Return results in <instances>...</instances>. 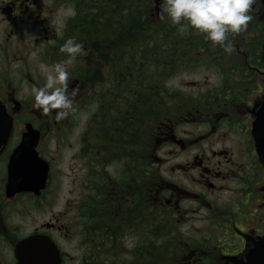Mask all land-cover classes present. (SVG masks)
Returning <instances> with one entry per match:
<instances>
[{
	"label": "flooded vegetation",
	"instance_id": "1",
	"mask_svg": "<svg viewBox=\"0 0 264 264\" xmlns=\"http://www.w3.org/2000/svg\"><path fill=\"white\" fill-rule=\"evenodd\" d=\"M149 1L151 19L167 26L170 21L157 15L159 0ZM91 6L97 12L99 0H0V103L12 119L0 152V264L244 260L264 236V169L259 133H253L264 103V0L251 6L245 32L229 36L230 53L171 23L176 42L131 44L127 0L124 52L109 46L110 60L95 56L96 66L83 75L79 64L91 49L79 40L81 9ZM108 7L116 8L114 0ZM68 38L82 43L86 55L66 65L69 92L75 89L72 111L56 119L58 109L44 113L32 106L31 89L42 87L46 72L66 59L60 47ZM148 48L155 51L144 52ZM164 50L172 59H164ZM105 64L107 81L93 97L102 116L86 115L79 134L85 82L99 79ZM148 65L213 69L216 83L192 85L164 107L161 73L147 75ZM73 124L68 193L76 202L69 205L67 199L57 203V155ZM43 174L38 186L35 178ZM27 175L33 180L24 185ZM29 238L22 259L18 246Z\"/></svg>",
	"mask_w": 264,
	"mask_h": 264
},
{
	"label": "clouds",
	"instance_id": "2",
	"mask_svg": "<svg viewBox=\"0 0 264 264\" xmlns=\"http://www.w3.org/2000/svg\"><path fill=\"white\" fill-rule=\"evenodd\" d=\"M256 0H159L157 15L166 17L173 25L181 28H191L196 33L203 34L213 45H220L226 53L232 51L229 40L231 34L243 32L252 19L249 14ZM83 44L74 38H68L60 47L66 59L55 63L46 72L42 87H33L32 106L49 113L58 109L56 119H61L72 111L69 92V72L66 65H71L77 56L84 54Z\"/></svg>",
	"mask_w": 264,
	"mask_h": 264
},
{
	"label": "trees",
	"instance_id": "3",
	"mask_svg": "<svg viewBox=\"0 0 264 264\" xmlns=\"http://www.w3.org/2000/svg\"><path fill=\"white\" fill-rule=\"evenodd\" d=\"M88 1V0H85ZM108 1L111 0H99L100 9L96 12L95 6L93 10L87 11L86 15L82 16V33L83 37L87 39L89 48L94 52L98 58H102V50L106 45L111 46L114 44L116 46L115 51L122 52L123 46L127 43L125 39V34L128 28L127 24V11L126 3L127 0H114L116 8L111 10L108 7ZM131 10L130 22H131V44H164V43H174L176 42L173 34L166 33L162 23L156 20H152L148 12V6L150 4L149 0H130ZM105 3V5H103ZM104 7V8H102ZM86 8L81 9V13ZM169 26L170 23H168ZM112 37L115 40H112ZM250 42H254V39H250ZM97 46H101L98 48ZM155 49H145L144 52H154ZM169 51L164 50V59H171L168 56ZM107 59V57H104ZM158 59V58H157ZM177 66H166L156 69L154 67L147 66V75H153L156 71L161 73L162 76L166 77L170 70L174 69ZM150 84V82H148ZM156 84V81L153 82ZM163 105L167 107L166 101L173 99L170 95L173 94L166 87H163ZM175 96V95H174Z\"/></svg>",
	"mask_w": 264,
	"mask_h": 264
},
{
	"label": "rangeland",
	"instance_id": "4",
	"mask_svg": "<svg viewBox=\"0 0 264 264\" xmlns=\"http://www.w3.org/2000/svg\"><path fill=\"white\" fill-rule=\"evenodd\" d=\"M89 10H93V7L91 6L90 8H86V10H83L82 16L86 15L85 12ZM151 11L155 12V9L152 8ZM60 15H61V10H59L58 12V16ZM163 27L166 33L173 34L172 26L167 25ZM244 32L245 30L241 33H244ZM82 38L83 40L81 38H79V40L81 42H86L88 45L87 39L83 37V35H82ZM112 40L114 41L115 38L112 37ZM103 49H105V50H102L104 54H102V58L100 59H104L106 61L110 60L109 53L112 48H110L109 45H106ZM115 52H117V50ZM122 52H124L123 48H122ZM89 56H90L89 58L84 57L86 59L81 61V63L79 64V70L81 71V73H84L83 75H85V73L87 72V69L90 70L93 67H95L97 64L98 59L95 57L97 55L94 52L92 53L90 51ZM29 57L31 59L30 62H33L34 61L33 53H30ZM104 57H107V59H105ZM87 59H89L90 61L89 63L87 62ZM171 59H172V56H171ZM39 69H45V67L43 65H40ZM108 70H109L108 65L105 64V67L101 68L99 79L94 75L93 76V78L95 79L94 81L85 82L87 93H88L86 97H88V99L83 105L79 106V134L81 132L83 133V130L81 129V127H82V124L84 122L86 115L91 119H97V118H100V116H102V113L98 111L96 106L94 105L93 97L99 92L100 83L102 85L106 83L107 78H108ZM80 71H79V75H81ZM211 71H213V69L206 70L203 67L191 68L187 65H184V66L179 65L175 67L174 69L170 70V72L167 74L166 77L162 76V81L160 84L163 85V87H166L169 91H171L173 94H171L170 96L174 98L166 101L165 104L169 105L172 102V100H174L175 97H177L178 94H179L178 95L179 97L180 95L184 94V92L186 93V92L193 91L191 88L192 85L195 86L196 88H206L207 86H214L216 83V80H215L216 78L213 73H210ZM86 77L92 79V75H87ZM97 111L98 113L96 117L94 113H96ZM90 113H93V114H90ZM77 127L78 126H75L74 124L73 126L71 125L70 127H68L67 131L63 134V137L61 138V144H60L61 146H60V149L57 155L58 157L57 162L59 164V169H60L59 172L57 173L58 180L60 183V194L57 197V203H63L64 199H67L69 201V205L72 204L73 202L74 203L76 202L75 195L68 193L69 168H70V165L68 163L70 162L72 155H75L74 150L71 148L70 145L72 144V140L75 139L74 131ZM47 145H48V149L50 150L53 146L52 139L48 141ZM71 164L73 165L76 164V166H78V161L75 160L71 162Z\"/></svg>",
	"mask_w": 264,
	"mask_h": 264
},
{
	"label": "water",
	"instance_id": "5",
	"mask_svg": "<svg viewBox=\"0 0 264 264\" xmlns=\"http://www.w3.org/2000/svg\"><path fill=\"white\" fill-rule=\"evenodd\" d=\"M157 4L158 0H154ZM156 10L158 7L156 6ZM11 118L6 114L4 107L0 104V151L4 146L8 134L11 129ZM259 133V139H257L256 150L258 152L259 161L264 168V138L261 136L264 133V103L262 104L261 110L257 115V120L254 124L253 133ZM33 178L30 175L23 176L20 180L22 184L28 185L31 183ZM38 186H42L44 180V174L40 177L35 178ZM32 239H26L22 241L18 250L20 251L21 258L26 259L30 246L32 245ZM237 264H264V236L261 237L258 241L254 242L253 247L249 250L248 254L245 256V260L239 261Z\"/></svg>",
	"mask_w": 264,
	"mask_h": 264
}]
</instances>
